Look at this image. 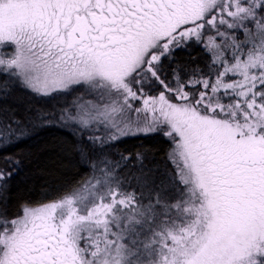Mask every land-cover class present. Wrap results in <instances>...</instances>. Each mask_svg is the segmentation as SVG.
Segmentation results:
<instances>
[{
  "label": "snow or ice",
  "instance_id": "obj_1",
  "mask_svg": "<svg viewBox=\"0 0 264 264\" xmlns=\"http://www.w3.org/2000/svg\"><path fill=\"white\" fill-rule=\"evenodd\" d=\"M0 264H264V0H0Z\"/></svg>",
  "mask_w": 264,
  "mask_h": 264
},
{
  "label": "trees",
  "instance_id": "obj_2",
  "mask_svg": "<svg viewBox=\"0 0 264 264\" xmlns=\"http://www.w3.org/2000/svg\"><path fill=\"white\" fill-rule=\"evenodd\" d=\"M131 143H136V141H135V140H133V141H131Z\"/></svg>",
  "mask_w": 264,
  "mask_h": 264
}]
</instances>
